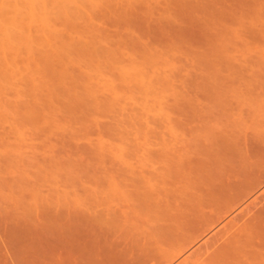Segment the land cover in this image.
Returning <instances> with one entry per match:
<instances>
[{
	"label": "rangeland",
	"instance_id": "obj_1",
	"mask_svg": "<svg viewBox=\"0 0 264 264\" xmlns=\"http://www.w3.org/2000/svg\"><path fill=\"white\" fill-rule=\"evenodd\" d=\"M38 1L36 5L33 0H0V6L4 5L0 11L7 9L9 17L2 20L6 13L0 12V24L7 29L0 27V85L8 86L7 90L0 86L5 93H0V264L11 259L13 264H56L68 256L83 264H264V217H256L263 202L245 211L242 237L231 239L234 234L229 230L214 238L187 241L177 231L182 221L192 218L191 209L198 203L195 194L206 187V163L220 159L229 144L264 136V0ZM9 30L8 36L25 39H20V47L13 42L16 48L8 43L12 47L5 49ZM21 43L30 46L21 48ZM65 49L69 56L64 55ZM27 51L38 53L27 56ZM61 70L74 73L72 80ZM50 74L53 78L59 74L61 82L58 76L54 79L61 84ZM76 75L83 79L80 84L85 81L93 87L90 93L98 88L94 94L104 103L102 108L101 103L94 104L99 111L93 112L95 106L92 109L86 100L82 105L77 102L80 110L71 102L75 115L67 112L71 105L58 107L63 89L78 84ZM40 80L44 85L38 88ZM63 80L72 83L62 87ZM57 85L63 89L59 91ZM47 86L58 96L46 98L48 90L42 88ZM114 87H120V92ZM46 99L56 101L58 109L52 104L47 108ZM59 108L68 109L63 113ZM88 115L95 118L93 122L100 121L99 128L98 122L97 127L87 124ZM42 116L46 126L36 119ZM64 118L72 123L66 125ZM50 208L49 217L46 210ZM76 210L86 211L87 228L96 230L90 231L93 235L85 233V239L79 238ZM91 237L94 249L89 245ZM172 240L183 242L173 248Z\"/></svg>",
	"mask_w": 264,
	"mask_h": 264
},
{
	"label": "crops",
	"instance_id": "obj_2",
	"mask_svg": "<svg viewBox=\"0 0 264 264\" xmlns=\"http://www.w3.org/2000/svg\"><path fill=\"white\" fill-rule=\"evenodd\" d=\"M205 182L204 191L195 194L198 203L191 209L192 218L182 221L179 234L187 241L214 238L229 230L234 234L231 239L242 237L246 210L263 202L256 217H264V136L229 144L220 159L206 163ZM181 242L169 244L174 248Z\"/></svg>",
	"mask_w": 264,
	"mask_h": 264
},
{
	"label": "bare ground",
	"instance_id": "obj_3",
	"mask_svg": "<svg viewBox=\"0 0 264 264\" xmlns=\"http://www.w3.org/2000/svg\"><path fill=\"white\" fill-rule=\"evenodd\" d=\"M34 1H35V0H33V3H34V4L36 3V5H37V2H34ZM36 1H38V0H36ZM31 2H32V0H31ZM31 2H30V3H31ZM38 2H39V1H38ZM71 2H72V1H71ZM30 3H27V4L30 5ZM9 4H10V3H8V5H9ZM34 4H32V5H34ZM67 4H68V6H69V3H67ZM1 5H2V4H1ZM8 5H6V6H8ZM10 5H12V4H10ZM10 5H9V7L11 8ZM65 5H66V4H65ZM2 6H4V5H2ZM2 6H0V8H1ZM66 6H67V5H66ZM68 6H67V8H70V7H68ZM30 7H31V6H30ZM7 8H8V7H7ZM3 9H5V7H3ZM3 9H1V10H3ZM6 10H7V9H5V10H3V11L5 12ZM32 10L35 12V9H32ZM32 10H31V12H33ZM3 11H0V12H3ZM34 12H33V13H34ZM42 12H43L42 15L45 14L44 11H42ZM5 13H6V15H5L4 13H2V14H4V15L6 16V17H2V18H3L2 20H5L4 18H6V19L8 18V19H9V17H7L8 13H7V12H5ZM35 13H36V12H35ZM31 14H32V13H31ZM32 15H34V14H32ZM2 16H3V15H2ZM29 16H30V14H29ZM39 16H40V15H39ZM43 16H46V15H43ZM31 17H33V16H31ZM40 17H41V16H40ZM43 18H44V17H43ZM46 18H48V17H46ZM0 19H1V17H0ZM10 19H12V18H10ZM7 21H8V20H6L5 22H7ZM10 21H13V20H10ZM48 21H49V20H48ZM68 21H70V20H68ZM1 22H2V21H1ZM14 22H15V21H14ZM14 22H12V23H14ZM16 22H17V21H16ZM66 22H67V21H66ZM2 23H3V22H2ZM9 23L11 24V22H9ZM9 23H8V24H9ZM70 23H71V21H70ZM70 23H68V24H69L68 26H70ZM73 23H74V22H73ZM10 24H9V25H10ZM15 24H16V23H15ZM0 25H1L0 27H2V26H4L5 24H4V25L0 24ZM9 25H7V26H9ZM13 26H14V25H13ZM16 26H17V25H16ZM71 26H72V24H71ZM73 26H74V24H73ZM76 26H77V25L75 24V27H76ZM75 27H74V28H75ZM2 28L4 29L5 27H2ZM5 29H6V28H5ZM12 29H13V28H11V30H12ZM71 29H72V28H71ZM77 29H78V27H77ZM6 30H7V29H6ZM72 30H73V29H72ZM0 31L3 32L2 29H1ZM4 31H5V30H4ZM8 32H11V31L9 30V31L6 32V33H7V34H6V35H7V38L5 37V38H6V39H4L5 42L3 41L4 44H5L4 47H6L5 49H8V47H12V46L14 45L13 42H14V43L17 42L15 45H18V46H19L20 42H22V41L25 40V39L23 40V38L21 37L20 34H19V35H20L21 38H20V37H16L17 39H15V36H14V37H12V36H8ZM12 33H13V31H12ZM12 33H11V34H12ZM58 33H59V32H58ZM13 35H16V33L13 34ZM54 35H55V34H54ZM56 35H57V34H56ZM58 35H59V34H58ZM58 35H57L56 37H59V39H62V38L60 37V35H59V36H58ZM0 36H1V34H0ZM22 36H23V35H22ZM2 37H3V35H2ZM2 37H1V38H2ZM54 37H55V36H54ZM56 37H55V39H56ZM64 37H65V35H64ZM67 37H68V36H67ZM12 38H13V39H12ZM18 38H19V39H18ZM25 38H26V37H25ZM20 39H21L22 41H21ZM28 39H29V38H28ZM28 39H27V42H28ZM65 39H66V37H65ZM57 40H58V38H57ZM63 40H64V38H63ZM67 40H69V39H67ZM0 41H1V40H0ZM6 43H7V45H6ZM8 43H10V45H12V46H10V45L8 46ZM11 43H12V44H11ZM0 44H1V47H2V42H1ZM78 44H79V45H78ZM15 45H14V46H15ZM21 45H23V46L21 47V48H23V47H24V44L21 43ZM28 45L30 46V44H27V45H25V47H29ZM82 45L84 46L83 43H82ZM31 46H33V44H32ZM76 46H81V45H80V43H77ZM19 47H20V46H19ZM25 47H24V48H25ZM14 48H16V46H15ZM14 48H13V49H14ZM21 48H20V49H21ZM31 48H32V49H31ZM31 48H28V49L26 48V50H30V49H31L30 51H34V50H35V46H34V47H31ZM33 48H34V49H33ZM83 48H84V47H83ZM83 48H81L82 50H80V51H83ZM11 49H12V48H11ZM167 49H169V48H167ZM1 50L4 51V48H2ZM26 50H25V51H26ZM88 50H90V49L88 48ZM5 51H6V50H5ZM59 51H60V50H59ZM59 51H58V52H59ZM61 51H63V49H62ZM61 51H60V53H61ZM65 51L67 52L66 49H65ZM68 51H69V50H68ZM100 51H101V50H100ZM20 52H21V51H20ZM28 52H29V51L24 52V53H27V54H28ZM40 52H41V51H40ZM91 52H92V51H91ZM98 52H99V51H97V53H98ZM103 52H104V51H103ZM105 52H106V51H105ZM17 53H18V52H17ZM33 53H34V52H33ZM33 53H32V54H33ZM35 53H38V51L35 52ZM35 53H34V54H35ZM41 53H42V52H41ZM60 53H58V54H59V57H61V56L63 57L64 52H63V54L61 53L62 55H61ZM84 53H85V50H84ZM99 53H100V52H99ZM101 53H102V51H101ZM101 53H100V54H101ZM110 53H111V52L107 53L108 56H110V55H109ZM112 53H113V52H112ZM27 54H26V55H27ZM29 54L32 56L31 53H29ZM29 54H28L27 56H29ZM55 54H56V53H55ZM66 54H68L67 56L70 55L69 52L65 53L64 55H66ZM92 54H95V53L92 52ZM105 54H106V53H105ZM105 54H104V55H105ZM224 54H225V53H224ZM53 55H54V54H53ZM60 55H61V56H60ZM86 55H87V52H86V54H85L84 56H86ZM88 55H90V54H88ZM112 55H113V54H112ZM112 55H111L110 57H112ZM114 55H116V54H114ZM146 55H147V54H146ZM33 56H35V55H33ZM42 56H44V55H42ZM56 56H57V55H56ZM102 56H103V54H102ZM132 56H133V55H132ZM90 57H91V56H90ZM90 57H89V61H91L92 59H95V57H93V56H92V59H91ZM110 57H109V58H110ZM141 57H142V56H141ZM27 58H28V57H27ZM46 58H47V56H46ZM49 58H50V56H49ZM63 58H66V56L63 57ZM67 58H68V57H67ZM71 58L73 59V57H71ZM105 58H107V57H105ZM13 59H14V58H13ZM69 59H70V58H69ZM69 59H68V60H69ZM75 59H76V58H74V60H75ZM83 59H84V58H83ZM86 59H88V58H86ZM90 59H91V60H90ZM96 59H97V58H96ZM146 59H147V58H146ZM41 60H42V59H41ZM50 60H51V59H50ZM70 60H71V59H70ZM74 60H73V66H74ZM76 60H77V59H76ZM78 60H79V59H78ZM97 60H98V59H97ZM116 60H117V59H116ZM118 60H119V59H118ZM2 61H3V60H2ZM14 61H15V59H14ZM14 61L11 60V62H14ZM46 61H47V60H46ZM51 61H52V60H51ZM92 61H93V60H92ZM95 61H96V60H95ZM95 61H94V62H95ZM146 61H147V60H146ZM15 62H16V61H15ZM41 62H43V60H42ZM53 62H54V60H53ZM71 62H72V61H71ZM76 62H77V61H76ZM82 62H83V61H82ZM85 62H86V61H85ZM96 62H98V61H96ZM110 62H111V60H110ZM3 63H4V61H3ZM43 63H44V62H43ZM45 63H46V62H45ZM50 63H51V62H50ZM68 63H69V62H68ZM77 63H79V62H77ZM148 63H149V62H148ZM11 64H12V63H11ZM14 64H15V63H14ZM46 64H47V63H46ZM65 64H67V63H65ZM75 64H76V63H75ZM100 64H101V63H100ZM0 65L2 66L3 64L0 63ZM35 65H36V64H35ZM49 65H52V63L49 64ZM53 65H54V64H53ZM55 65H56V64H55ZM68 65H70V64H68ZM82 65H83V64H82ZM90 65H91V64H90ZM16 66H17V65H16ZM31 66H32V68H33V65H31ZM41 66H42V68L44 67V65H41ZM60 66H61V65H60ZM66 66H67V65H65V67H66ZM93 66H94V65H93ZM93 66H92V67H93ZM12 67H13V66H12ZM36 67H37V65H36ZM65 67L63 68V70L65 69ZM68 67H69V66H68ZM68 67H67L66 69H68L67 72L69 73L70 69H69ZM92 67H91V68H92ZM98 67H100V66H97V68H98ZM137 67H138V66H137ZM3 68H4V67H3ZM30 68H31V67H30ZM39 68H40V65H39ZM39 68H37V70L40 71ZM45 68H47V65H46V67H44V69H45ZM56 68L59 69L60 67H57V66H56ZM95 68H96V67H95ZM95 68H94V69H95ZM138 68H139V67H138ZM7 69H8V68H7ZM7 69H6V70H7ZM9 69H10V68H9ZM28 69H29V68H28ZM28 69H27V70H28ZM53 69H55V68H53ZM53 69H52L51 71L48 70L49 73L51 72V73L53 74V72H52ZM61 69H62V68H61ZM72 69H74V68H72ZM81 69H82V68H80V70H81ZM98 69H99V68H98ZM98 69H96L95 71L98 72ZM100 69H102V68H100ZM6 70H5V71H6ZM31 70H32V69H31ZM37 70L34 69V72L36 71V73H38L39 71L37 72ZM59 70H60V69H59ZM59 70L55 69L54 71L57 72V71H59ZM63 70H61V71H63ZM74 70H75V69H74ZM90 70H92V69H90ZM5 71H3V72L6 73ZM7 71H8V70H7ZM16 71H17V70H16ZM16 71H14V72H16ZM44 71H45V70H44ZM61 71H60V73H61ZM78 71H79V70H78ZM8 72H9V71H8ZM18 72H19V70H18ZM28 72H29V70H28ZM40 72H42V71H40ZM56 72H55V73H56ZM63 72L66 73V71H63ZM63 72H62V74H63ZM212 72H213V71H212ZM212 72H211V73H212ZM4 73H3V74H4ZM12 73H13V72H12V70H11V74H12ZM36 73H35V77L37 76ZM42 73H43V72H42ZM58 73H59V72H58ZM60 73H59V74H60ZM83 73L85 74V72H83ZM83 73H82V74H83ZM0 74H2V72H1ZM13 74H14V73H13ZM38 74H39V73H38ZM44 74H45V73H44ZM52 74H50L51 77L53 76ZM59 74H57V76H58ZM66 74H67V73H66ZM66 74H64L63 76H65ZM71 74H72V73H71ZM71 74H70V75H71ZM73 74H74V73H73ZM73 74H72V75H73ZM78 74H79V73H78ZM91 74H92V73H90L89 75H91ZM99 74H100V73H99ZM101 74H103V72H102ZM48 75H49V74H48ZM48 75H47V76H48ZM54 75H55V74H54ZM60 75H61V74H60ZM67 75H69V74H67ZM67 75H66V76H67ZM70 75H69V77H70ZM89 75H88V76H89ZM95 75H96V74H95ZM1 76H2V75H1ZM16 76H17V75H16ZM22 76H23V75H22ZM24 76H25V75H24ZM29 76H30V77H29ZM29 76H28V78H30V80H31V75H29ZM39 76H41V75H39ZM42 76H44V75L42 74ZM45 76H46V75H45ZM47 76H46V78H47ZM57 76L54 77V78L58 79L59 76H58V78H57ZM63 76L61 75L62 78H63ZM66 76H65V79H68V78H66ZM82 76H83V75H82ZM98 76L100 77V75H98ZM8 77H9V76H8ZM26 77H27V76H26ZM26 77H25V78H26ZM35 77H34V80H35ZM37 77H38V76H37ZM51 77H50V78H51ZM61 77L59 78V79H60V82H61V80H62ZM73 77H74V75H73ZM75 77H76V79H78L77 77H79V75H78V76L76 75ZM92 77H93V76H92ZM92 77H91V78H92ZM32 78H33V75H32ZM41 78H42V77H41ZM48 78H49V76H48ZM52 78H53V77H52ZM52 78H51V79H52ZM54 78H53V79H54ZM79 78H80V77H79ZM83 78H84V77H83ZM95 78H97V77H95ZM2 79H3V77H2ZM11 79H13V78H11ZM15 79H16V78L14 77V80H13V81H15ZM23 79H24V77L22 78V80H23ZM36 79H38V78H36ZM44 79H45V78H44ZM69 79H71V77H70ZM69 79H68V80H69ZM73 79H74V78H73ZM76 79H74V80L76 81ZM81 79H82V77H81ZM81 79H78V80H77V81H78V84L81 83V82H79V80L81 81ZM102 79H103V78H102ZM38 80H39V79H38ZM45 80H46V79H45ZM47 80H48V79H47ZM54 80H55V79H54ZM54 80H53V81H54ZM71 80H72V79H71ZM82 80H83V79H82ZM92 80H93V78H92ZM113 80H114V79H113ZM113 80H112V81H113ZM7 81H8V80H7ZM10 81H11V80H10ZM13 81H12V82H13ZM16 81H18V80H16ZM35 81H37V80H35ZM35 81H34V82H35ZM49 81H50V80H49ZM55 81H56V82L58 81L57 83H59V80H55ZM108 81H109V80H108ZM108 81H107V82H108ZM110 81H111V80H110ZM112 81H111V82H112ZM28 82H29V81H27V84H28ZM30 82H31V81H30ZM32 82H33V81H32ZM37 82H39V81H37ZM37 82L35 83L36 85H35L34 83H33V84H34L35 86H37ZM42 82H43V80H42ZM42 82H41V80H40V83H41V84H39L40 87L37 86L38 88H41V87H42V84L44 85V83H42ZM44 82H46V83H45V86H46L48 82H47V81H44ZM63 82H64V84H62V87H65L64 85H65V83H66L67 81L65 82V80H63L62 83H63ZM69 82H70V83H66V85H67V84L71 85L72 82H71V81H69ZM86 82H87V81H86ZM107 82H106V83H107ZM111 82H110V83H111ZM8 83H11V82H8ZM87 83L89 84L90 82H87ZM92 83H93V82H92ZM106 83H105V85H106ZM5 84H6V83H5ZM13 84H14V83H12L10 86H12ZM33 84H32V85H33ZM50 84H54V83H53V82H50ZM59 84H61V83H59ZM59 84H58V85H59ZM78 84H77V82L75 83V85H74V83H73L74 88H78V89H79V92H81V91L83 90L82 93L74 92V90H76V89H74V88H72V89H70V90H69L68 88H66L67 90H64V89L61 87V85H60V86L57 85V87H59V91H61L60 88H62V89H63V93L65 92V94H63V96L60 95V97L62 96L61 99H60L61 101H59V100H58V101L61 102V103H60V105H59L58 107H60L61 104H63V105H65V108H66V106H69V105H71V104H73V103H75L74 106H77V104H78L77 102H79V104H80V103H81L82 101H84V100L87 101L86 105L88 104L89 106H91V105L93 104L92 106H93V107L95 106V108H96V106H97V105H94L95 103H96V104L101 103V104H98V106H99L100 108H102V107H101L102 104H103V106H104V103H102V102H98V101H100V100H97V99H98V95H95V94L97 93L96 91H97L98 88L96 89L95 92L90 93V92H91L90 90H91L93 87H88L87 84H85V81H84V84H80V85H78ZM90 84H91V83H90ZM93 84H95V83H93ZM107 84H108V83H107ZM114 84H115V83H113V85H114ZM1 85H2V87H3V84H1ZM1 85H0V86H1ZM32 85H31V87H32L31 90L34 89ZM54 85H56V83H55ZM82 85H83V86H82ZM113 85H112V86H113ZM4 86H5V85H4ZM93 86H94V85H93ZM106 86H107V85H106ZM108 86H109V85H108ZM114 86H116V85H114ZM120 86H121V85H120ZM123 86H124V84H123ZM2 87H0V89H1ZM5 87H8V86H5ZM5 87H3L2 90H5V89H6ZM66 87H67V86H66ZM98 87H99V84H98ZM109 87H111V86H109ZM126 87H127V84H126ZM15 88H17V87H15ZM35 88H36V87H35ZM89 88H91V89L89 90ZM94 88H96V87H94ZM100 88H102V87H100ZM112 88H113V87H112ZM114 88H117V87H114ZM118 88L121 89L120 87H118ZM118 88H117V89H118ZM122 88H123V87H122ZM25 89H26V88H25ZM42 89L48 90V86H47V88H46V87H45V88L43 87ZM49 89H50V87H49ZM53 89H54V88L50 89V91H49V90L46 91V92H48V93L46 94V95H47L46 98H47L48 96L51 97L52 95H53L54 97H57V96H58V95H55L54 92L51 91V90H53ZM55 89H56V91H57L56 86H55ZM73 89H74V90H73ZM81 89H82V90H81ZM117 89H116V90H117ZM119 89H118V90H119ZM6 90H7V89H6ZM16 90H17V89H16ZM29 90H30V88H29ZM35 90H36V92L38 91L37 89H35ZM93 90H94V89H93ZM100 90H101V89H100ZM100 90H99V92H100ZM21 91H22V90H18L17 92L19 93V92H21ZM39 91H40V90H39ZM59 91H57V92H59ZM2 92H3V94H5L4 91H2ZM2 92H0V93H2ZM9 92H10V91H9ZM28 92H29V91H28ZM28 92H27V93H28ZM32 92H33V91H32ZM32 92H30V94H31ZM34 92H35V91H34ZM34 92H33V94H34ZM41 92L43 93L42 90H41ZM46 92H45V93H46ZM102 92H103V91H102ZM104 92H105V89H104ZM119 92H120V90H119ZM119 92H117V93L119 94ZM45 93H44V95H45ZM60 93H61V92H60ZM60 93H59V94H60ZM76 93H77V94H76ZM94 93H95V94H94ZM100 93H101V92H100ZM107 93H109V92H107ZM114 93H115V91H114ZM121 93H122V92H121ZM3 94H2V95H3ZM15 94H16V93H15ZM21 94H22V93H21ZM23 94H24V93H23ZM25 94H26V92H25ZM25 94H24V95H25ZM39 94H40V93H39ZM90 94L92 95V97H91ZM19 95H20V94H19ZM27 95H28V94H27ZM36 95H38V94H36ZM65 95H66V96H65ZM86 95H87L89 98H91L92 100H93L94 98H96V99H94V100H93V103H92V100H91V99H88V100L86 99V98H87ZM93 95H95L94 98H93ZM101 95H102V94H101ZM105 95H106V94H105ZM109 95H110V94H108L107 96H109ZM0 96H1V95H0ZM29 96H30V95H29ZM38 96H39V95H38ZM38 96H34V95H33V99H35L34 97L37 98ZM120 96H121V95H120ZM44 97H45V96H44ZM63 97H66V98L64 99ZM85 97H86V98H85ZM40 98H41V95H40ZM62 98H63V99H62ZM99 98H100V97H99ZM101 98H102V97H101ZM112 98H113V97H112ZM112 98H111V99H112ZM116 98H117V97H116ZM33 99H32V100H33ZM37 99H38V98H37ZM48 99H49V98H48ZM48 99H46V101L48 102V103L46 104V106H47V105H48V106H49V105L51 106V104H52V106H53V105L56 104V101H55V104H54V103H53V100L50 102V101H48ZM51 99H52V98H51ZM51 99H50V100H51ZM53 99H55V98H53ZM106 99H107V98H106ZM111 99H110V101H111ZM114 99H115V98H114ZM35 100H36V99H35ZM39 100H40V99H39ZM55 100H57V98H56ZM102 100H103V98H102ZM107 100H108V99H107ZM24 101H25V100H24ZM37 101H38V100H37ZM58 101H57V102H58ZM75 101H76V102H75ZM110 101H109V102H110ZM49 102H50V103H49ZM71 102H73V103H71ZM97 102H98V103H97ZM25 103H26V102H25ZM83 103H85V102H83ZM90 103H91V104H90ZM110 103H111V102H110ZM18 104H19V103H18ZM22 104H23V103H22ZM57 104H58V103H57ZM79 104H78V105H79ZM105 104H106V101H105ZM111 104H112V103H111ZM29 105H30V104H29ZM80 105H82V103H81ZM80 105H79V107L82 108V106H80ZM100 105H101V106H100ZM16 106H17V105H16ZM19 106H20V105H19ZM48 106H47V108H48ZM83 106H84V105H83ZM92 106H91V108H92ZM98 106H97V107H98ZM37 107H38V106H37ZM54 107L57 108V105H55ZM61 107H62V106H61ZM71 107H72V105H71L70 107H68V108H69V111L67 110L68 108H67L66 110H67V112H69V114L72 113V115H75L76 113L74 112V110H76V108L73 109V107H72V109H71ZM77 107H78V106H77ZM79 107H78V109H79ZM86 107H87V108H86ZM86 107L84 106L83 108H86V110H87V109H88V106H86ZM99 107H98V108H99ZM105 107H108V106H105ZM12 108H13V107H12ZM18 108H19V107H18ZM28 108H29V107H28ZM33 108H34V107H33ZM33 108H32V109H33ZM49 108H50V107H49ZM51 108H52V107H51ZM51 108H50V109H51ZM55 108H53V109H55ZM65 108H59V109H60L59 111H61V109L64 111ZM95 108H94V109L92 108V109H93V112H94V111H99L97 108H96V110H95ZM100 108H99V109H100ZM103 108H104V107H103ZM24 109H25V108H24ZM38 109H39V107H38ZM45 109H46V108H45ZM57 109H58V108H57ZM112 109H113V108H112ZM16 110H17V109H16ZM35 110H36V109H35ZM55 110H56V109H55ZM66 110H65V111H66ZM72 110H73V112H72ZM79 110H80V109H79ZM89 110H90V109H89ZM104 110H106V108L103 109V110H101V112H103ZM31 111H32V110H31ZM33 111H34V110H33ZM50 111H51V110H50ZM65 111H64L63 113H65ZM81 111H83V110L81 109ZM84 111H85V110H84ZM16 112H18V110H17ZM35 112H36V111H35ZM67 112H66V116L69 115V114H67ZM36 113H37V112H36ZM36 113H35V114H36ZM54 113H55V112H54ZM60 113H61V112H60ZM60 113H59V115H60ZM73 113H75V114H73ZM83 113H84V112H83ZM85 113H87V112H85ZM104 113H106V112H104ZM33 114H34V113H33ZM38 114H39V113H38ZM38 114H37V115H38ZM41 114H43V111H42ZM45 114H46V113H45ZM45 114H44V115H45ZM55 114H56V113H55ZM80 114H81V113H80ZM88 114H89V113H88ZM91 114L94 115L92 112H91ZM96 114H98V112H96ZM52 115H53V114H52ZM52 115H51V116H52ZM77 115H78V114H77ZM77 115H76V116H77ZM84 115H85V114H84ZM98 115L100 116V114H98ZM98 115H97V116H98ZM101 115H102V114H101ZM53 116H54V115H53ZM57 116H58V114H57ZM70 116H71V115H70ZM79 116H80V115H79ZM85 116H86V115H85ZM85 116H84V117H85ZM88 116H89V115H88ZM31 117H32V116H31ZM33 117H34V116H33ZM33 117H32L31 119H34ZM37 117H39V115H38ZM54 117H55V116H54ZM54 117H53V118H54ZM58 117H59V116H58ZM58 117H57V118H58ZM77 117H78V116H77ZM80 117H81V116H80ZM84 117H83V118H84ZM89 117H90V116H89ZM92 117H93V116H92ZM102 117H103V116H102ZM105 117H106V115H105ZM40 118H41V117H40ZM44 118H45V119H44ZM47 118H48V117H47ZM49 118H50V117H49ZM53 118H52V120H51V119H48L47 121H50V120L53 121ZM68 118H70V117H68ZM71 118H72V117H71ZM86 118L88 119V117H86ZM90 118H91V117H90ZM90 118L88 119V120H90L89 123H87L88 120H87V122H86V120H85V124H86V123H87L88 125H89V124H92V125L94 124L93 126L97 127V126H96L97 124L95 125V123H97L98 121L93 122L92 119L94 120L95 118H94V117L91 118V119H90ZM97 118H98V117H97ZM26 119H27V118H26ZM28 119H30V117H29ZM36 119H37L38 121L41 120L42 122H44V124H42V125H45V123H46V124L48 123V122H45L46 117H43V116H42V119H38V118H36ZM36 119H35V121H37ZM54 119H55V118H54ZM77 119H78V118H77ZM79 119H80V118H79ZM104 119H105V118H104ZM43 120H44V121H43ZM56 120H58V119H56ZM64 120H65V121H64ZM64 120H63L64 123L67 122V121H68L69 123H72V122L70 121L71 119H68V120L66 121V119L64 118ZM96 120H98V119H96ZM100 120H103V118L100 119ZM25 121H26V120H25ZM28 121H29V120H28ZM30 121H31V120H30ZM54 121H55V120H54ZM58 121L60 122L61 120H58ZM74 121H77V120L75 119V120H73V122H74ZM79 121H81V120H79ZM91 121H92L93 123H90ZM94 121H95V120H94ZM103 121H104V120H103ZM124 121H125V120H124ZM26 122H27V121H26ZM59 122H58V123H59ZM63 122H62V124H64ZM81 122H82V121H81ZM99 122H100V121H99ZM99 122H98V128H99V125H101V124H99ZM23 123H24V121H23ZM30 123H31V122H30ZM30 123H29V125H30ZM37 123H39V122H37ZM40 123H41V122H40ZM50 123H51V122H50ZM101 123H102V122H101ZM110 123H111V122H110ZM120 123H121V122H120ZM125 123H126V122H124V124H125ZM27 124H28V123H27ZM31 124H32V123H31ZM62 124H60V125H62ZM65 124H66V123H65ZM74 124H75V123H74ZM80 124H81V123H80ZM40 125H41V124H40ZM48 125H49V124H48ZM51 125H52V124H51ZM56 125H58V124H56ZM56 125L54 124L53 126H56ZM66 125H67V124H66ZM66 125H65V126H66ZM88 125H86L87 128L89 127ZM102 125H103V124H102ZM105 125H106V124H105ZM45 126H46V125H45ZM71 126H72V124L70 125V127H71ZM83 126H84V123H83ZM114 126H115V125H114ZM118 126H119V125H118ZM120 126H121V125H120ZM35 127H36V126H35ZM49 127H50V126H49ZM58 127H59V125L57 126V128H58ZM63 127H64V126H63ZM81 127H82V126H81ZM90 127H91V126H90ZM95 127H94L93 131H95V129L98 130V129L95 128ZM109 127H110V126H109ZM121 127H122V126H121ZM38 128H39V127H38ZM40 128H42V127H40ZM40 128H39V129H40ZM57 128H56V129H57ZM59 128H60V127H59ZM68 128H69V127H68ZM74 128H75V127H74ZM91 128H92V127H91ZM102 128H103V126H102L100 129L102 130ZM105 128H106V127H105ZM113 128H114V127H113ZM118 128H119V127H118ZM122 128H123V127H122ZM36 129H37V128H36ZM52 129H53V128H52ZM52 129H50V130H52ZM66 129H67V127H66ZM72 129H73V128H72ZM72 129H71V131H73ZM83 129H84V128H83ZM83 129H82V130H83ZM89 129H90V128H89ZM89 129H87V130H89ZM111 129H112V128H111ZM37 130H38V129H37ZM40 130H41V129H40ZM48 130H49V129H48ZM54 130H55V128H54ZM69 130H70V128H69ZM77 130H79V129H77ZM87 130H86V131H87ZM101 130H100V131H101ZM115 130H116V129H115ZM41 131H43V130H41ZM57 131H58V129H57ZM67 131H68V130H67ZM79 131H80V130H79ZM100 131L98 130L97 132H100ZM103 131H104V130H103ZM73 132H74V131H73ZM75 132H77V131H75ZM84 132H85V131H84ZM95 132H96V131H95ZM95 132H94V133H95ZM104 132H105V131H104ZM108 132H112V130H111V131H108ZM37 133H38V132H37ZM51 133H52V131H51ZM77 133H78V132H77ZM100 133H101V132H100ZM106 133H107V132H106ZM112 133H113V132H112ZM121 133H122V132H121ZM123 133H124V132H123ZM66 134H67V133H66ZM68 134H72V133H68ZM68 134H67V135H68ZM80 134H81V133H80ZM91 134H92V133H91ZM95 134H96V133H95ZM109 134H110V133H109ZM39 135H40V134H39ZM67 135H66V136H67ZM99 135H101V134H99ZM69 136L71 137V135H69ZM103 136H104V135H103ZM108 136H109V135H108ZM70 137H69V138H70ZM72 137H73V136H72ZM82 138H83V137H82ZM76 139H79V137L76 138ZM80 139H81V137H80ZM102 139H103V138H102ZM112 139H113V138H112ZM72 140H73V138H72ZM83 140H84V139H83ZM96 141H97V140H96ZM98 141H100V140L98 139ZM105 141H106V140L104 139V142H105ZM107 141H109V139H108ZM53 142H54V141H53ZM57 142H58V140H57ZM72 142H73V141H72ZM72 142H71V143H72ZM68 143H69V141H68ZM85 143H87V141H85ZM125 143H126V142H125ZM51 144L53 145L52 142H51ZM69 144H70V143H69ZM74 144H75V143H74ZM105 144H107V143L105 142L104 145H105ZM109 144H110V142H109ZM57 145H58V144H57ZM65 145H66V144H65ZM78 145H79V143H78ZM100 145H101V144H100ZM100 145H99V146H100ZM110 145H111V144H110ZM37 146H38V145H37ZM66 146L68 147V145H66ZM80 146H81V145H80ZM80 146H78L79 148L77 147V149L80 150ZM107 146H108V145H107ZM111 146H112V145H111ZM60 147H61V146H60ZM81 147H82V146H81ZM87 147H89V146H87ZM87 147L85 146V149H86ZM109 147H110V146H109ZM36 148H37V147H36ZM75 148H76V147H75ZM82 148H83V147H82ZM89 148H90V147H89ZM104 148H105V146H104ZM40 149H41V148H40ZM63 149H64V148H63ZM87 149H88V148H87ZM87 149H86V150H87ZM107 149H108V148H107ZM65 150H66V149H65ZM88 150H89V149H88ZM103 150H104V149H103ZM55 151L57 152L58 150L56 149ZM97 151H99V150H97ZM110 151L112 152V150H110ZM76 152H77V151H76ZM84 152H85V151H84ZM59 153H60V151H59ZM68 153H69V152H68ZM82 153H83V152H82ZM82 153H80V154H82ZM87 153H88V152H87ZM60 154H61V153H60ZM80 154H79V156H81ZM94 154H95V153H94ZM99 154H100V152H99ZM56 155H57V158H58V154H56ZM67 155H68V157L70 156L69 154H67ZM103 155H104V154H103ZM59 156H60V155H59ZM75 156H76V155H75ZM77 156H78V155H77ZM90 156H91V154H90ZM90 156H89V158H90ZM97 156H98V155H97ZM97 156H96V158H97ZM83 157L85 158V155H84V154H83ZM83 157H82V158H83ZM55 158H56V157H55ZM73 158H74V157H73ZM75 158H76V157H75ZM78 158H79V157H78ZM82 158H80V159H82ZM84 158H83V159H84ZM86 158H87V157H86ZM89 158H88V159H89ZM62 159H63V158H62ZM93 159H94V158H93ZM97 159H99V158H97ZM95 160H96V159H95ZM56 161H58V160L56 159ZM82 161L85 162L84 160H82ZM82 161H81V163H82ZM86 161H87V160H86ZM90 161H92V160H90ZM93 161H94V160H93ZM96 161H98V160H96ZM94 162H95V161H94ZM55 163H56V162H55ZM87 163H88V162H87ZM98 163H99V162H98ZM68 164H69V163H68ZM68 164H67V165H68ZM78 164H79V163H78ZM93 164H94V163H93ZM96 164H97V163H96ZM72 165H73V164H72ZM69 166H70V165H69ZM97 166H98V165H97ZM97 166H96V167H97ZM59 167H60V166H59ZM84 167H86V166H84ZM89 167H90V166H89ZM89 167H88V168H89ZM92 167H93V166H92ZM96 167H94V168H96ZM99 167H100V166H98V168H99ZM81 168H83V167L81 166ZM98 168H96V170H97ZM79 177H80V176H79ZM78 204H79V203H78ZM43 205H44V204H43ZM45 205H46V204H45ZM45 205H44V206H45ZM46 206H48V205H46ZM52 206H54V205H52ZM52 206L50 205V207H52ZM56 207H57V206H56ZM56 207L53 208L54 211H55V208H56ZM48 208H49V207H48ZM78 208H79V206H78ZM44 209H46V208L44 207ZM67 209H68V207H67ZM49 210H51V208L46 210V211H47V212H46V213H47V216H49V215H48V214H49L48 212H50ZM77 210H78V209H77ZM77 210H76V212H77ZM82 210H84V209H82ZM82 210H81V211H82ZM52 211H53V210H52ZM85 212H86V211H84V212H80V213L77 212V215L79 214V215H78L79 218H77V219H78V222L76 221V223H77V225H78V227H79V238H80V236H82L83 239H85V237H84L85 233H88V234H89L90 231H92V230H89V228H87V227H88V223H89V219H90V217H89ZM82 213H83V214L85 213L87 216H85V214L83 215ZM87 213H88V212H87ZM50 214H51V212H50ZM56 214H57V213H56ZM51 215H52V214H51ZM51 215H50V216H51ZM59 215H60V214H59ZM77 215H75V216L77 217ZM50 216H49V217H50ZM53 217H54V216H53ZM57 217H58V215H57ZM75 220H76V218H75ZM76 223H75V224L73 223V224L76 225ZM70 225H71V223H70ZM77 225H76V226H77ZM76 226H75V227H76ZM85 226H86V228L88 229L89 232H87ZM68 227H70V226H68ZM78 227H76V228L78 229ZM68 229H69V228H68ZM85 230H86V231H85ZM93 231H94V230H93ZM93 231H92V232H93ZM92 232H91V233H92ZM95 232H96V230H95ZM95 232H93V233H95ZM91 233H90L89 235H91ZM93 233H92V235H93ZM75 237H77V236H75ZM86 237H87V236H86ZM92 238H93V237H91V239H92ZM92 241L94 242V240L92 239V240L90 241L91 243L89 242V245L93 246L92 248L94 249V246H95L96 244L94 243V244H95V245H94ZM84 243H85L86 245H88V243H86V241H84ZM84 243H80V242H78V244H82V245H84ZM92 244H93V245H92ZM89 245H88V246H89ZM69 246H70V245H69ZM75 246H76V248H79L81 245H80V246L75 245ZM84 246H85V245H84ZM82 247H83V246H82ZM65 248L67 249L68 247L65 246L64 249H65ZM87 248L90 249V250H92L91 247H90V248L87 247ZM84 249H85V248H84ZM84 249H83V251L86 252L87 250H86V249L84 250ZM67 250H68V249H67ZM69 250H71V249L69 248ZM56 251L58 252V249H57ZM56 251H55V252H56ZM73 251H74V250H73ZM73 251H71V252L69 251V252L72 253ZM75 251L77 252V250H75ZM78 251H79V250H78ZM81 252H82V251H80L79 253H81ZM84 252H82L81 255L79 254V256H82ZM88 252H91V251H88ZM58 253H59V252H58ZM66 253H67V252H66ZM15 254H16V253H15ZM56 254H57V253H56ZM76 254H78V252H77ZM85 254H86V253H85ZM5 255H6V254H5ZM16 255H17V254H16ZM73 255H74V254H73ZM10 256H11L10 254H9V257L7 256L8 259L11 258ZM12 256H13V255H12ZM19 256H20V255H19ZM57 256H58V254H57ZM67 256H68V255H67ZM7 257H6V258H7ZM54 257H55V254H54ZM54 257H53V258H54ZM63 257H64V256H63ZM68 257H69V256H68ZM68 257L66 258V260H65V258H64L63 261H62V260L59 261L60 259L58 260V258H57V260H58L57 263H59V264H66V263H68V264H69V263H71V264H81V263H82V262H79V258H78V257H77L78 260H76V259H74V258H72V257H71V258H68ZM82 257H84V255H83ZM85 257H86V256H85ZM0 258H1V257H0ZM2 258H3V257H2ZM12 258H13V257H12ZM19 258H20V257H19ZM53 258H52L51 260H53ZM60 258H61V257H60ZM61 259H62V258H61ZM81 259H82V258H80V260H81ZM3 260H4V259H3ZM14 260H15V259H14ZM17 260H18V259H17ZM55 260H56V257H55ZM84 260H85V259H83V260H81V261H84ZM1 261H2V260H1ZM5 261L8 262V260H5ZM10 261L13 262L12 259H11ZM85 261H86V260H85ZM85 261H84V262H85ZM11 262H8V264H9V263H10V264H13V263H14V262H13V263H11ZM96 262H97V261H96ZM42 263L44 264V262H42ZM57 263H56V264H57ZM111 263H112V262H110V264H111ZM4 264H5V263H4ZM6 264H7V263H6ZM53 264H54V263H53ZM82 264H83V263H82ZM87 264H88V263H87ZM89 264H90V263H89ZM113 264H114V263H113Z\"/></svg>",
	"mask_w": 264,
	"mask_h": 264
}]
</instances>
